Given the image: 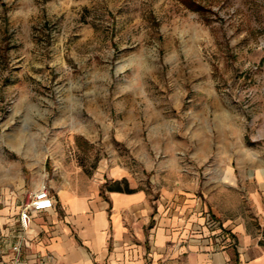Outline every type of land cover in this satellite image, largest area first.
<instances>
[{
    "label": "rangeland",
    "instance_id": "obj_1",
    "mask_svg": "<svg viewBox=\"0 0 264 264\" xmlns=\"http://www.w3.org/2000/svg\"><path fill=\"white\" fill-rule=\"evenodd\" d=\"M231 126L264 134V0H0V205L112 169L205 190Z\"/></svg>",
    "mask_w": 264,
    "mask_h": 264
},
{
    "label": "crops",
    "instance_id": "obj_2",
    "mask_svg": "<svg viewBox=\"0 0 264 264\" xmlns=\"http://www.w3.org/2000/svg\"><path fill=\"white\" fill-rule=\"evenodd\" d=\"M223 132L225 152L213 157L205 190L177 173L164 184L122 189L117 182L128 177L112 169L105 175L112 184L53 192L54 209L32 216L30 264L36 253L48 264H264V134L245 140L236 127ZM213 145L205 140V155ZM20 208L0 205V235L17 225Z\"/></svg>",
    "mask_w": 264,
    "mask_h": 264
},
{
    "label": "built area",
    "instance_id": "obj_3",
    "mask_svg": "<svg viewBox=\"0 0 264 264\" xmlns=\"http://www.w3.org/2000/svg\"><path fill=\"white\" fill-rule=\"evenodd\" d=\"M48 187L41 183L31 194V199L23 204L17 215V225L7 226V233L0 235V264H30V253L27 252L29 243L34 240L35 234L32 229V216L35 213L54 209V199L50 195ZM205 224L208 227H215V223L206 216ZM215 243L222 244L225 239L221 234L214 238ZM3 260L4 256H8ZM37 264H48V256L34 254Z\"/></svg>",
    "mask_w": 264,
    "mask_h": 264
},
{
    "label": "trees",
    "instance_id": "obj_4",
    "mask_svg": "<svg viewBox=\"0 0 264 264\" xmlns=\"http://www.w3.org/2000/svg\"><path fill=\"white\" fill-rule=\"evenodd\" d=\"M127 191H129V190H127Z\"/></svg>",
    "mask_w": 264,
    "mask_h": 264
}]
</instances>
